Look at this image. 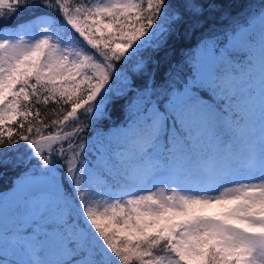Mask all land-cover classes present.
I'll return each instance as SVG.
<instances>
[{
	"label": "snow or ice",
	"instance_id": "1",
	"mask_svg": "<svg viewBox=\"0 0 264 264\" xmlns=\"http://www.w3.org/2000/svg\"><path fill=\"white\" fill-rule=\"evenodd\" d=\"M21 166L0 264H264V0H0V168Z\"/></svg>",
	"mask_w": 264,
	"mask_h": 264
},
{
	"label": "trees",
	"instance_id": "2",
	"mask_svg": "<svg viewBox=\"0 0 264 264\" xmlns=\"http://www.w3.org/2000/svg\"><path fill=\"white\" fill-rule=\"evenodd\" d=\"M260 3L261 0H222L223 7L232 14L244 13L249 9V7H256ZM33 15L34 13L31 10H24L16 17H14L11 21H9V24L14 26L16 24L29 20ZM53 15L56 16L57 19H59L58 13H53ZM198 38V36H194L191 40H181L179 42H176L173 45L174 49L176 50L175 58L179 59L180 57L184 56V51H181L180 49H188L194 47ZM39 107L41 111H50L51 108L55 107V105L50 102L48 106L40 105ZM124 119L125 116L121 110L120 105L116 104L111 107L110 119L103 120L98 124H90V128L83 136V139L91 140L97 128L100 131L108 132L114 127L121 126L124 123ZM33 163H36V161L34 160ZM23 168V166L17 167L15 169L0 168V195L8 196L11 194L15 179Z\"/></svg>",
	"mask_w": 264,
	"mask_h": 264
},
{
	"label": "rangeland",
	"instance_id": "3",
	"mask_svg": "<svg viewBox=\"0 0 264 264\" xmlns=\"http://www.w3.org/2000/svg\"><path fill=\"white\" fill-rule=\"evenodd\" d=\"M25 170V168H23L20 172H19V174L17 175V177H16V179H15V182H16V180H17V178L22 174V172Z\"/></svg>",
	"mask_w": 264,
	"mask_h": 264
}]
</instances>
